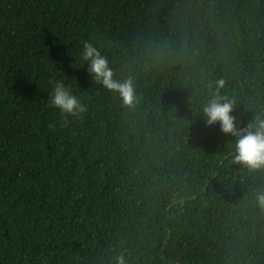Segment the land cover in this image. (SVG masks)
<instances>
[{"label": "trees", "instance_id": "1", "mask_svg": "<svg viewBox=\"0 0 264 264\" xmlns=\"http://www.w3.org/2000/svg\"><path fill=\"white\" fill-rule=\"evenodd\" d=\"M220 80L264 120V0H0V264H264V170L203 117Z\"/></svg>", "mask_w": 264, "mask_h": 264}, {"label": "clouds", "instance_id": "2", "mask_svg": "<svg viewBox=\"0 0 264 264\" xmlns=\"http://www.w3.org/2000/svg\"><path fill=\"white\" fill-rule=\"evenodd\" d=\"M82 60L88 65V72L96 83L102 84L111 91L120 94L126 105L135 101V92L130 80L123 83L114 79L107 59L91 43L84 42ZM224 81L216 82L217 92L203 107V117L209 127H220L225 135L236 137L234 162L249 170H264V120L258 119L246 127L237 126L233 113V102L227 97L219 95ZM49 106L58 108L61 114L76 116L85 111L77 97L65 86L63 81L52 82V91L49 95ZM256 202L264 209V191L256 192ZM117 264H126L123 255L116 258Z\"/></svg>", "mask_w": 264, "mask_h": 264}]
</instances>
